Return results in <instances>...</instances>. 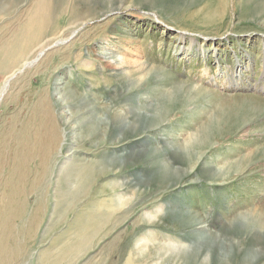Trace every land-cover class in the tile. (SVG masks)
<instances>
[{"label": "rangeland", "instance_id": "374dc122", "mask_svg": "<svg viewBox=\"0 0 264 264\" xmlns=\"http://www.w3.org/2000/svg\"><path fill=\"white\" fill-rule=\"evenodd\" d=\"M81 21L0 98V196L27 150L31 193L0 264H264V0H0V82L5 50ZM83 106L97 131L73 141ZM72 151L98 168L71 205Z\"/></svg>", "mask_w": 264, "mask_h": 264}, {"label": "bare ground", "instance_id": "6f19581e", "mask_svg": "<svg viewBox=\"0 0 264 264\" xmlns=\"http://www.w3.org/2000/svg\"><path fill=\"white\" fill-rule=\"evenodd\" d=\"M50 9L51 8L49 6H47V4H44L43 8L40 9V12H38L37 14H35L31 18V20H30L31 30L36 29L38 31L39 28L40 29L44 28V26H45L44 20L50 14V11H51ZM85 24H86V21H81L78 25H75L70 30L71 32L66 34L64 36V38L63 37L59 38V39L54 38L51 41L41 40L39 42H37V41L40 38H36L35 42L32 44H28V46L22 47L23 44H19V42H17L11 48L5 50L3 52V53H5V57L3 59V61H4L3 65L6 67L3 66L5 68L3 70H5V71L3 72L4 76L2 77L1 82H0V98L3 95V93L7 90V88L11 84V82L14 79H16L19 74H21L27 68H31L34 65L39 64V62H41L43 59L48 58V56L50 54L54 53L53 50H52L53 52L49 51L48 53H46L49 49L69 40L68 37L75 34L76 29L83 27ZM46 26H47V24H46ZM182 35L183 34H181L180 37H183ZM28 38H30V35H27V37H24L23 40L28 39ZM19 39H17V40H19ZM22 42H24V41H22ZM104 59H107V58H104ZM125 62L126 63H124V64L129 65L131 67L132 66L135 67L136 65H138V63H136V62H132L131 59H125ZM6 63H9V64L6 65ZM115 65H116V67H118L121 64L115 63ZM68 104H70V102H67V105ZM90 112H91V110L86 108V106H83L82 110L80 108L79 110L73 111V113L71 111H68V110L64 111V113L67 114V115H65V120L70 119L72 121L71 123L73 124V126L71 128L75 130L72 133V134H74V136L72 138L73 141H76L75 139H78V141H79L80 138L90 137L96 133L97 130L95 129V127H96L95 123L90 122L88 120L90 118V114H89ZM38 142L40 145L39 150H41L43 152V154H40L42 156V161L38 164L40 170H37V172L39 173L43 169V167L46 164H48L51 160L50 156L48 155V152L51 148V145L47 142H44V140H38ZM102 142H103V140H100V142L97 144H101ZM73 143L75 144L76 142H73ZM73 151L68 152L65 155V160L63 161L65 165L62 166L61 167L62 170H60L61 178H62L61 183H60L61 188L58 189L59 197L62 198L63 200H65L66 197L70 198L71 205L74 204V201L76 202L77 200H79L78 198L85 196L86 194L89 193L90 185L94 180V174H95L94 168H98L97 161H94V160L93 161L88 160V162H86V159H84L82 161L79 160V161L67 163L68 161L76 159L77 156L73 153ZM28 154H29V150H27V152H25V153H20V154L16 155L15 165H14L15 170L13 169V173L11 174L10 177H8L9 179H7L8 181L7 180H6L7 182L5 181L8 189L5 190L6 192L0 196V230H2V232H3V230L6 231L5 235H4V238H5L4 241L5 242H7L8 239L9 240L11 239V230L14 228L15 225L19 224L17 222L16 215L13 213H15L17 211H25L27 204H28V203L26 204L25 196L27 195V193H29V189L27 191H25V189L22 187L25 184L22 185V183H21V182H23L24 178L26 177V176H24L25 172H26L25 171L26 168H24V165L27 163L26 161H27ZM33 157L34 158L36 157L37 159L39 158V156H33ZM31 160H33V159H31ZM27 164H29V163H27ZM35 171H36V169H35ZM2 172H3V170H2ZM70 172H72L73 176L70 175ZM13 175L17 178L18 183L13 185L11 187L12 189H9V186L11 185V183L13 181ZM30 175L31 174L29 173V176ZM62 182H63V184H62ZM26 187H28V185ZM30 194L31 193H29L28 195H30ZM42 195H44V194H42ZM44 197L38 203V207L40 208L39 209L40 211L47 206V199ZM20 198H21V202H22L21 205L19 203H17L18 200H20ZM60 203H61V201H60ZM91 204L87 203L85 205L87 207L92 208ZM92 212H93V210H92ZM90 214H91V211H90ZM90 214H88L86 216H89ZM93 214H96V212H94ZM93 214H92V216H93ZM100 216L102 217V215L99 214V217ZM95 217H97V215ZM95 217H93V219L98 220ZM88 218H91V217H88ZM85 220H87V218ZM83 222H84V219H83ZM79 224H80V222H79ZM83 225H86V224H83ZM0 243H2V237L1 236H0Z\"/></svg>", "mask_w": 264, "mask_h": 264}]
</instances>
